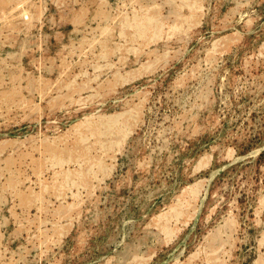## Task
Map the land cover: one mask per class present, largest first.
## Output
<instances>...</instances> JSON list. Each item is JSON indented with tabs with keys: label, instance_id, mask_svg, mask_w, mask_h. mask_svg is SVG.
<instances>
[{
	"label": "rangeland",
	"instance_id": "obj_1",
	"mask_svg": "<svg viewBox=\"0 0 264 264\" xmlns=\"http://www.w3.org/2000/svg\"><path fill=\"white\" fill-rule=\"evenodd\" d=\"M134 263L264 264V0H0V264Z\"/></svg>",
	"mask_w": 264,
	"mask_h": 264
},
{
	"label": "bare ground",
	"instance_id": "obj_2",
	"mask_svg": "<svg viewBox=\"0 0 264 264\" xmlns=\"http://www.w3.org/2000/svg\"><path fill=\"white\" fill-rule=\"evenodd\" d=\"M7 1H11V0H5V2ZM193 5H195V3H193ZM193 8V7H192ZM160 21L158 20L157 18V15L155 13H150V12H147V13H143V14H139V15H136L134 16L133 18L131 19H126L124 20L123 24L124 26L128 27V26H131V29L134 28V36H142V35H149V34H153V35H156L158 36L157 34L159 33L160 31ZM123 24H122V28H123ZM124 29V28H123ZM124 33V31H123ZM125 34V33H124ZM144 38V37H143ZM148 38V37H147ZM92 121H90L91 123ZM87 123V122H86ZM93 124V122H92ZM102 126L101 127H97V126H90V129L96 131L98 128L101 129V128H104V130L106 129V132H112V131H116L118 130L119 133H125L126 131V122L123 121V120H120L119 117H109V118H105V119H102L101 123H100ZM87 125V124H86ZM89 128V127H88ZM104 132V131H103ZM102 133V132H101ZM70 159V158H69ZM89 160V159H88ZM100 166V165H98ZM102 169V168H101ZM94 170V169H93ZM96 171V170H95ZM96 173V172H95ZM70 174V173H68ZM67 174V175H68ZM64 175V174H63ZM62 175V177H63ZM84 175V174H83ZM58 176V175H57ZM73 176V175H72ZM76 176V175H75ZM78 176V175H77ZM85 176V175H84ZM66 179V176L64 177ZM72 178V177H71ZM85 178V177H84ZM83 178V179H84ZM87 178V177H86ZM64 179V180H65ZM79 179V178H78ZM77 179V180H78ZM82 179V178H81ZM72 180V179H71ZM76 180V181H77ZM79 181V180H78ZM84 181V180H83ZM63 182V181H62ZM65 184V182H63ZM67 183V182H66ZM70 183V182H69ZM82 183V181H81ZM80 183V184H81ZM62 184V183H61ZM63 185V184H62ZM66 185V184H65ZM197 192V191H196ZM197 195V194H196ZM188 202V201H187ZM185 201V203H187ZM174 214L173 216H178L179 214H181L182 212V209L179 208V209H175L174 210ZM167 215V214H166ZM168 216V215H167ZM167 220V219H166ZM163 227L165 228L164 230H166L167 232H170V229H169V226H168V223L167 221L165 222V225H163ZM165 231V232H166ZM140 262V261H139ZM136 263V262H135ZM134 263V264H135Z\"/></svg>",
	"mask_w": 264,
	"mask_h": 264
}]
</instances>
